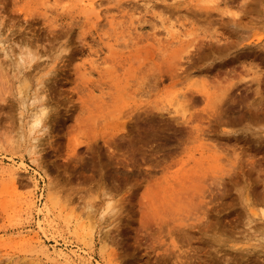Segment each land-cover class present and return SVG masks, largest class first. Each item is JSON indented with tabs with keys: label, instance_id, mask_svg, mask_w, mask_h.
I'll list each match as a JSON object with an SVG mask.
<instances>
[{
	"label": "rangeland",
	"instance_id": "1",
	"mask_svg": "<svg viewBox=\"0 0 264 264\" xmlns=\"http://www.w3.org/2000/svg\"><path fill=\"white\" fill-rule=\"evenodd\" d=\"M90 1L0 0V264H264V0Z\"/></svg>",
	"mask_w": 264,
	"mask_h": 264
},
{
	"label": "bare ground",
	"instance_id": "2",
	"mask_svg": "<svg viewBox=\"0 0 264 264\" xmlns=\"http://www.w3.org/2000/svg\"><path fill=\"white\" fill-rule=\"evenodd\" d=\"M202 1H205V0H202ZM96 2H98V1H96ZM82 3H84V5L86 4L87 6H89V8L90 9H93V7L95 6L94 5V2L93 1H90V0H82ZM97 4V3H96ZM240 19V18H239ZM237 20V18H236V20L237 21H240V20ZM247 21H248V19H246ZM168 22V24H167V26H165V25H163L164 26V29H165V31H166V34L165 35H168V36H170V38L172 37V38H176L177 36H178V33L180 32L179 31V27L177 28L176 26H174L173 24H172V22L171 23H169V21H167ZM161 25H162V23H160ZM165 24V23H164ZM178 25V24H177ZM178 26H180V25H178ZM181 26H183V25H181ZM180 26V27H181ZM181 29V28H180ZM184 29V28H183ZM185 30V29H184ZM164 31V30H163ZM177 31H178V33H177ZM183 31V30H182ZM177 33V35H175ZM180 34V33H179ZM179 36H182V35H179ZM184 36H185V34H184ZM167 38V37H166ZM174 38V39H175ZM181 38V37H180ZM183 38H185V37H183ZM170 41V40H169ZM177 41V40H176ZM175 42V41H174ZM190 46H192V45H189L188 46V49H189V47ZM188 49H186V50H188ZM190 52V51H189ZM91 68H93V66L91 67ZM36 108V107H35ZM44 106H43V108H42V106H40L39 107V109L35 112V113H32V115H30V120H31V124H30V129H29V131L30 132H28L29 134H32L31 132L32 131H34V130H37L39 127H41V125H42V121H43V118L45 117V112H44ZM34 111V110H33ZM32 111V112H33ZM29 120V121H30ZM28 125V124H27ZM29 127V125L27 126V128ZM41 130H43V129H41ZM38 132L37 133H39V130H37ZM37 142V141H36ZM32 144V143H31ZM33 148H34V146H33ZM30 150V149H29ZM0 171H1V173H5V174H7V176L11 179V181H12V183H14L15 185L16 184H20V183H18L17 181H16V179H17V177H18V169L17 168H15L13 165H6V166H0ZM20 182H22V181H20ZM24 183V182H23ZM17 186V185H16ZM21 186V185H20ZM27 186H28V184H27ZM19 188V187H18ZM32 201V200H31ZM30 201V202H31ZM31 204L33 205V203L31 202ZM38 240V239H37ZM43 251H45V253H47L46 252V250L44 249ZM55 258L56 259H64V260H66L67 262H73V260H71V259H73V258H76V260L78 259V261H79V263H81V264H88L87 262H83V261H85V260H81V259H79L78 257H77V255L75 254V253H73V254H71V255H66V254H64V253H62V252H58L57 254H55ZM68 260H70V261H68Z\"/></svg>",
	"mask_w": 264,
	"mask_h": 264
}]
</instances>
